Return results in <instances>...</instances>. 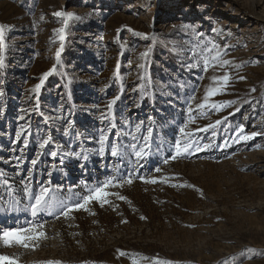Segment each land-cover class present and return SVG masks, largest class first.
<instances>
[{"label":"rangeland","instance_id":"374dc122","mask_svg":"<svg viewBox=\"0 0 264 264\" xmlns=\"http://www.w3.org/2000/svg\"><path fill=\"white\" fill-rule=\"evenodd\" d=\"M56 11L79 19L65 26ZM0 26V171L18 189L17 199L24 195L20 180L41 138L53 137L46 152L58 146L66 152L94 151L100 130L109 125L102 116L117 124L110 134L113 141L117 131L132 132L144 121L139 143L152 116L149 157L137 165L130 154L121 161L106 151L103 160L92 155L82 169L74 157L61 164L59 157L44 155L35 179L47 180L52 171L53 195L62 199H74L68 189L81 181L92 186L133 170L136 177L156 180L134 178L130 185L110 188L126 199L109 196L103 206L94 201L89 211H75L69 219L44 214L45 238L27 249L0 243V255L18 258V264H264V0H0ZM59 28H64L63 42L55 31ZM205 43L221 51L227 45L223 58L231 64L203 71L202 59L211 61L213 51L199 67H189L197 62L190 50L199 52ZM144 52L148 56L142 58ZM50 70L39 94L33 93ZM225 72L228 87L209 98L207 107L197 108L215 86L212 77ZM141 84L149 93L143 98L134 91ZM117 96L109 111V101ZM189 101L193 122L185 139L179 129L189 119ZM37 102L40 113L32 111ZM225 102L233 103L220 111L210 106ZM46 116L52 119L45 122ZM28 123V159L17 175L14 162L5 161L19 154L23 139L12 141ZM252 132L259 135L239 139ZM177 139L203 150L193 147L170 159ZM119 140L137 142L130 135ZM73 190L84 194L82 185ZM9 199L0 186V206ZM32 219L27 213H0V228L27 226ZM246 249L255 250L254 258L242 256Z\"/></svg>","mask_w":264,"mask_h":264},{"label":"snow or ice","instance_id":"6c2138e0","mask_svg":"<svg viewBox=\"0 0 264 264\" xmlns=\"http://www.w3.org/2000/svg\"><path fill=\"white\" fill-rule=\"evenodd\" d=\"M54 15L56 17H62L64 18V24L67 25L68 21L70 19H79V17H76L74 13L65 12V11H56L54 12ZM59 33V39L61 42L64 41V28L56 29ZM214 31H219L217 29H214ZM138 35H145L143 33H140ZM195 35L199 36L201 40H203V34L199 32H195ZM63 45H61L62 48ZM123 47V46H122ZM228 46H224V51H221L220 46L216 45L215 43H212L211 47L207 46V43H205L204 47L198 52L195 49H191V59L196 60V63H189V67H199L201 59L205 57L206 54H211L213 51H215V55L211 56V61L207 58L202 59L203 63V71L207 72L210 67L217 66L219 68H224L227 65L231 64V61L228 59H224L223 56L226 54ZM61 49H58L56 52L57 61H59L60 58ZM142 58H145L148 56V52H144L140 54ZM212 61L215 62V65L212 63ZM4 62V28L0 26V66H3ZM138 67L143 68L144 65H138ZM55 68V66H54ZM53 68V70H54ZM51 71L45 72L40 77L39 83H37L31 91L35 94H39V91L45 81V79L51 75ZM245 77L241 76L239 79H244ZM141 80H143V77H140ZM214 87H210L206 90L204 101L205 103H200L197 105V108H205L207 107V101L209 98L214 97L220 93H222L229 84L230 76L227 72L224 73L223 76L220 77H212ZM139 90L141 93V97L148 96L149 93L146 90V87L141 84L137 86V89H134V91ZM252 91H255V89H252ZM119 99V96L115 97L113 100L109 101L108 103V110L111 111L113 108V105H115L116 101ZM191 100H195V96L190 98ZM189 101V119L185 124L180 127L179 132L182 137L187 139L191 136L190 132H186L187 126L189 123L193 122V117L191 115L193 109L190 106ZM233 102H225L224 104H211L210 106L215 109L216 111H220L222 108L229 106ZM239 109H237L238 111ZM33 112L40 113V107L39 103L37 102L36 106L32 109ZM21 120H24L25 117L21 116ZM52 119V117H45V122H48ZM102 119H108L109 125L106 129L100 130L99 139L96 141V143L99 145L98 149L94 151H84L81 150L80 152L75 151H63L59 146L57 147L56 151L46 152L45 149L52 143H54L53 137L51 135L41 138L38 142V151L35 157L30 159V167L27 169V175L22 176L20 183L23 186V197L20 199H17L15 197L16 191L18 189L13 187L12 182L8 179L6 174L2 171H0V186H3L11 199L8 201H5L3 203V206H0V213L5 214H11V213H27L29 214L33 219L26 221L25 224L27 226L18 225L17 227H8V228H0V243L3 244V246H20L25 249L29 248L30 246H36L37 242L41 238H45V232L44 227L45 224L41 222L42 216L44 214L64 217L65 219L71 218V214L75 211H89V205L92 202H97L101 206L104 204L109 203L108 197L109 196H115L120 200H125L126 198L122 195H119L117 192H110L108 189L110 188H120L123 187L125 184H132L134 178H139L140 180H144L145 182H151L156 183V180L153 179L151 181L145 180V177L139 176L136 177L135 171H129L127 176H118V175H112L108 178H106L103 182H98L96 185H88L86 182L81 181V185L84 188V194L75 192L73 189L74 187H80L81 185H76L73 187H70L68 189L69 193L72 194L74 199H62L59 196H54L53 193L56 191L52 187V180L51 176L53 175L52 171L48 172L49 179L47 180H36L35 176L33 175L34 171L36 170L38 164L41 161V157L44 155H51L53 158L59 157L60 163L63 164L66 159L68 158H76L81 161L80 167L82 169L86 168L87 163L92 155H98L101 160L105 158L106 151L110 153V155L113 158H117L121 161H123L125 154H130L131 156L135 157V163L137 165H140L141 161L146 160L149 155L151 154V147H152V139L154 135V128L153 125L155 124V120L152 116H149L147 118V130L145 134H142V140L143 143H139L137 133H141V129L145 126L144 121H140L139 123L135 124L132 132H123V131H117L116 132V140H110V134L113 132L114 129L117 128V124L115 122H112V120L107 116H102ZM125 124L128 122L125 121ZM217 124L220 123L219 120L216 121ZM72 122H68V127L64 129L65 135L69 134V130L71 129ZM31 131V124L28 123L27 126L21 125L19 129L15 133V140L12 141V143L15 145L18 142L23 139V145L19 148V154L14 155L12 157L11 161H5V163H13L16 167L17 175L21 171H24L23 165L25 164L26 160L28 159L25 155L27 148L29 146V140L27 138L26 134H30ZM241 133H243V128L241 127L239 129ZM121 135L124 136H131L133 141H137L136 143H129L128 145H124L120 142L119 137ZM259 135L257 132H252L250 135H244L241 134L239 136L240 140H249L253 137ZM210 145H204L203 148H207ZM193 147H195V150L197 152L202 151L203 149L199 146V144H193L191 141L182 143L181 139H177L174 144V154L171 155L170 159H177L178 157L183 156L184 154L188 153ZM164 163H168V159L164 160ZM107 167V165H104ZM116 171H119V165L116 166ZM157 172L160 171L159 168L156 169ZM33 184H35V188L33 187ZM180 186H188L191 187V185H180ZM59 187V186H57ZM38 188V190H36ZM26 200V202H24ZM22 205V206H21ZM94 214V213H93ZM145 217H141V219H144ZM252 254V255H249ZM255 250L252 249H246L244 253H242V256L245 258H254ZM120 255H124L123 252L120 253ZM232 260H235L236 258H230ZM0 264H18V258H13L5 255H0ZM47 264H59V262H52L49 261ZM135 264V262H134ZM155 264H164V262L156 261Z\"/></svg>","mask_w":264,"mask_h":264}]
</instances>
